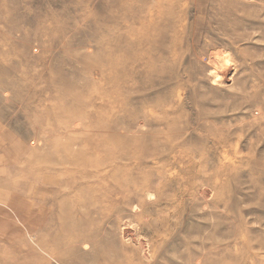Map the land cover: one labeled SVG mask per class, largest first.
<instances>
[{"label": "rangeland", "instance_id": "374dc122", "mask_svg": "<svg viewBox=\"0 0 264 264\" xmlns=\"http://www.w3.org/2000/svg\"><path fill=\"white\" fill-rule=\"evenodd\" d=\"M0 264H264V0H0Z\"/></svg>", "mask_w": 264, "mask_h": 264}]
</instances>
